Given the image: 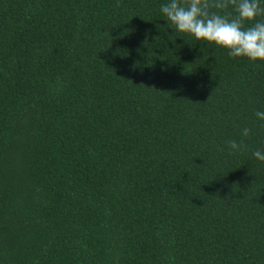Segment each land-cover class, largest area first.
<instances>
[{"label":"trees","instance_id":"trees-1","mask_svg":"<svg viewBox=\"0 0 264 264\" xmlns=\"http://www.w3.org/2000/svg\"><path fill=\"white\" fill-rule=\"evenodd\" d=\"M165 2L0 0V264H264V61Z\"/></svg>","mask_w":264,"mask_h":264},{"label":"clouds","instance_id":"clouds-1","mask_svg":"<svg viewBox=\"0 0 264 264\" xmlns=\"http://www.w3.org/2000/svg\"><path fill=\"white\" fill-rule=\"evenodd\" d=\"M237 15L229 19L226 16L210 12V7L224 8L225 0H166L160 5V12L177 32L188 34L196 41H206L228 50L230 57H246L250 61H264V20L256 19L264 15V0H232ZM255 21L244 27L243 21ZM256 117L264 120V111H257ZM249 129L242 131L249 135ZM232 151H239L243 145L229 141ZM252 156L264 162V150L257 149Z\"/></svg>","mask_w":264,"mask_h":264}]
</instances>
